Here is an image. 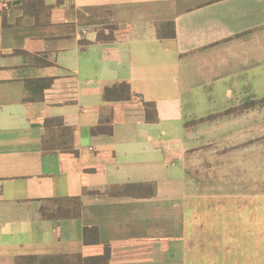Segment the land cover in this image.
Listing matches in <instances>:
<instances>
[{
	"label": "crops",
	"instance_id": "0c3cea01",
	"mask_svg": "<svg viewBox=\"0 0 264 264\" xmlns=\"http://www.w3.org/2000/svg\"><path fill=\"white\" fill-rule=\"evenodd\" d=\"M110 26L128 33L98 40ZM122 81L142 100L107 101L105 88ZM260 86L264 0H0V264L76 260L106 245V264H186L187 156L240 142L245 163L264 158ZM201 94L208 114L187 113ZM145 101L158 121L146 119ZM250 101L242 114L186 127ZM101 124L113 133L92 134ZM127 183L155 193L119 195ZM73 197L80 218L42 217L48 200ZM88 226L99 245L84 244Z\"/></svg>",
	"mask_w": 264,
	"mask_h": 264
},
{
	"label": "rangeland",
	"instance_id": "374dc122",
	"mask_svg": "<svg viewBox=\"0 0 264 264\" xmlns=\"http://www.w3.org/2000/svg\"><path fill=\"white\" fill-rule=\"evenodd\" d=\"M207 99L201 94L200 102L186 101V112L208 114ZM222 103L215 105L221 109ZM261 139L256 136L250 143ZM233 144L210 146L189 158L186 264H264V158L255 148L258 155L248 165L247 150H242L246 143ZM195 187L209 196L198 195ZM45 204L57 208L53 202ZM196 219L199 227L194 225Z\"/></svg>",
	"mask_w": 264,
	"mask_h": 264
},
{
	"label": "trees",
	"instance_id": "16d2710c",
	"mask_svg": "<svg viewBox=\"0 0 264 264\" xmlns=\"http://www.w3.org/2000/svg\"><path fill=\"white\" fill-rule=\"evenodd\" d=\"M162 27H160L161 30ZM170 30L171 34H169L171 37H175V26L174 23H170ZM109 34L105 32V30H101L98 33V40L100 41H112L116 38L123 36L128 33L127 29H121L118 26H110L109 28ZM45 64H48V62H44ZM104 97L109 102L114 101H126V100H142L141 95L137 92H134L131 84L127 81H122L119 84H115L112 86H107L104 90ZM264 101V100H262ZM260 101V102H262ZM256 103V101H250L246 102L238 107L232 108L230 110H227L226 112H222L220 114H214L211 116H208L206 118H202L199 120H194L191 122L186 123V127L190 128L193 126H196L202 122H206L209 120L216 119L218 117L224 116V115H239L242 114L246 109H249L253 107ZM146 107V119L148 121H158V114L156 109L155 102H144ZM62 126L64 125L62 118H50L46 121V126ZM62 130L68 131V128H62ZM92 134H112L113 128L111 125H98L92 128L91 130ZM60 147H57L54 149L56 151L61 152H68L73 154H78L76 150H74L72 147L67 148L63 147L62 145H59ZM205 149V148H204ZM200 150V149H199ZM199 150H196L197 152ZM195 151V150H194ZM202 151V150H200ZM193 152V151H192ZM194 152V153H197ZM191 153V152H190ZM188 158V166L187 171L189 174V154L187 156ZM155 193V186L151 183H127L123 186L121 192H119V195L122 196H142V197H148L152 196ZM48 202H53L55 205H57V208L54 209H48L47 204H43L41 207V215L44 219H69V218H80L82 215V201L80 197H73V198H66V199H51L48 200ZM83 241L86 246H94L100 244V232L97 227H85L84 228V234H83ZM112 255V249L111 246L106 245L102 249V253L99 255L89 256V257H79L75 258L76 260H69L65 259L63 256H54L49 264H106L110 261ZM32 259V258H31Z\"/></svg>",
	"mask_w": 264,
	"mask_h": 264
}]
</instances>
